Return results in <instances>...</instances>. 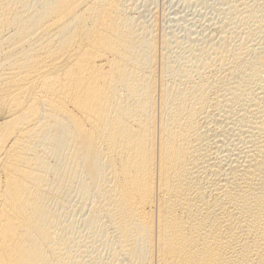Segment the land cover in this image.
Returning a JSON list of instances; mask_svg holds the SVG:
<instances>
[{
    "label": "bare ground",
    "instance_id": "obj_1",
    "mask_svg": "<svg viewBox=\"0 0 264 264\" xmlns=\"http://www.w3.org/2000/svg\"><path fill=\"white\" fill-rule=\"evenodd\" d=\"M137 1L0 0V264H264V0Z\"/></svg>",
    "mask_w": 264,
    "mask_h": 264
},
{
    "label": "rangeland",
    "instance_id": "obj_2",
    "mask_svg": "<svg viewBox=\"0 0 264 264\" xmlns=\"http://www.w3.org/2000/svg\"><path fill=\"white\" fill-rule=\"evenodd\" d=\"M194 1L195 0H192L190 5L188 0H147V2L146 0H138L137 2L139 3H137V5L139 11L143 10L142 12L144 13V10L147 8V7L143 8V6H145L144 4L145 3L146 4L148 3V5L150 4L151 8H149L150 7L149 6L148 7L149 9L147 8V10H145L146 13L144 15H146V17L143 15V18H145V20L150 19L152 21L155 19V21L158 24L157 33H159V35H161L162 33H166V32L169 33L172 31L176 32L178 35L181 34L183 35L186 32L185 30H187L190 33H194L195 35L200 34L203 37L204 34H206V32L204 31L206 29L204 27L208 28L209 26L213 25V23H216V21H218L219 19L221 20L226 16L229 6L228 5L229 0H208L209 1L208 3H200L199 1L197 2ZM151 9L153 12L151 11ZM179 12H181L182 14L184 13L183 14L184 16H181L182 14L180 13L179 14L181 17L180 18L179 15L177 14ZM173 13L174 14L176 13L178 16L176 14L174 15ZM185 15L187 16L188 20L186 19ZM176 16L179 17L178 20L176 19L177 18ZM1 117H0L1 119L0 121H2L5 116L2 118ZM78 216L80 217L79 214ZM81 218H79L78 220L81 221ZM81 228H82V224L79 223L78 229L80 230Z\"/></svg>",
    "mask_w": 264,
    "mask_h": 264
}]
</instances>
